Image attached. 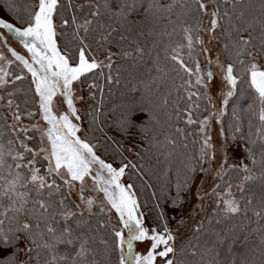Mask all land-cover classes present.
<instances>
[{
  "label": "snow or ice",
  "instance_id": "1",
  "mask_svg": "<svg viewBox=\"0 0 264 264\" xmlns=\"http://www.w3.org/2000/svg\"><path fill=\"white\" fill-rule=\"evenodd\" d=\"M3 2L20 27L0 18V43L14 57L13 61L0 54V62L6 65V67L0 65V90L9 83L15 86L17 81L27 79L26 75L21 74L26 70L31 75L30 84L34 85L33 102L38 107L35 111L21 109L20 104L12 98L21 91L19 88L8 91L6 96L0 95V107L10 111L12 120L11 123H7V117L0 115V120L5 121L12 136L7 140V146L0 142V264H90L88 256L89 253L96 251L92 246L96 237L78 231L83 221H78L76 228L71 226L73 219L78 215L83 217L85 211L92 215L93 205L97 203L95 199L85 196V192L89 191L86 188L88 179L93 182L92 190L104 194V199L110 206L107 211L115 210L118 223L122 226L114 227L111 233V252L119 249L118 264H157L158 259L162 264H188L175 246L176 235L168 227L164 212L158 213L159 219L163 222L159 231L156 228L145 227L144 213L140 211L136 194L132 191L134 186L121 183L126 170H135L137 165L129 160L127 163L122 162L119 167H114L112 163L105 162L96 154L91 142L77 135L81 131L80 126L70 117L77 121L81 119L75 101L82 100L83 97L75 95L73 84L76 81L83 82L81 78L87 79L90 73L94 77L111 79L110 75L105 74L104 69H111L113 56L116 55L107 47L112 42L113 34L119 32V28L114 25L122 27L127 23L128 17L138 13L140 9L148 12L151 8H156L171 14L179 4L182 11L177 13V19H182L190 14V5L194 4L193 11L202 16H210L207 28L202 27V22L182 26L184 42L176 43L175 46L170 44L164 49L165 59L178 65L189 77L180 86L186 91V97L181 99L186 98L189 103L183 110L177 105V119L180 118V112L184 111L185 122L189 125L198 124L202 134L200 154L196 158V163L190 162L182 178L177 180L176 198L172 206L174 210L182 209L184 199L181 193L191 187L197 174L203 173L205 176L212 175L213 179L225 185L223 193L219 191L222 183H216L211 190V195L220 201L223 214L237 215L242 209L232 192L233 184L225 180L229 172L237 170L243 173L240 183L235 185L240 191L244 190L245 184L257 180L264 184V64L259 62L264 60V0H261L258 15L249 18L244 11H240L235 17V23L232 22L230 11L228 9L222 11L219 4L235 8L242 0H218L210 13L208 0H190V3L185 0H172L168 5L157 7L153 3L149 8H144L140 0H93L89 3V14L82 22L76 16L61 21L60 34L69 37L63 49L58 46L56 39L58 35L56 17L60 14L61 7H64L62 0H3ZM71 6L69 0L67 7ZM80 7L83 8V5ZM225 19L228 20L226 35L230 41L225 44V50L230 51L232 58L226 65L219 57L215 61L222 73L223 107L203 119H193L191 109L194 107L199 110L200 99H207L211 103L212 97L208 89L216 77V71L211 67L202 71L200 61L193 56L196 51L195 45L204 44L198 33L204 30L210 38H215V31L224 27L222 21ZM171 22L169 20V23ZM69 26L71 32H65L64 29ZM93 33L99 34L94 38L97 46L95 49L90 42ZM244 33H247V36ZM168 35L171 36L172 33ZM9 36L23 45L30 54L28 59L9 46ZM126 39L127 36L120 34L121 41ZM101 51L106 53L103 59L97 56ZM133 54L142 58L145 49L137 46L131 51L121 52L125 57H132ZM16 61L22 65L21 73L10 70ZM212 63L209 59L208 65ZM156 71H161L159 66ZM238 83H246L252 90L250 102L246 107L233 100L234 97L238 100L242 95ZM88 87L99 88V85L93 82ZM191 88H196L197 91H190ZM200 89H204L202 95ZM58 94L67 107V111L63 113L54 111L56 107L54 98ZM230 100H233L232 116L237 121L230 137L233 143L229 145L227 139L222 143L220 148L222 162L213 168L217 149L212 143L210 121L213 117L219 121ZM23 103L28 104L27 98ZM163 104H168L167 98L163 99ZM212 107L215 105L212 104ZM144 112L148 113L149 122L156 120L152 112L143 106H130L121 114L119 122L121 130L126 132L129 128L135 127L136 117ZM241 114L247 117L246 132L239 123ZM36 116L44 121L43 127L38 122L32 123ZM25 117L29 121L28 124L23 123ZM156 123L159 124V121L156 120ZM141 131L147 136L150 130L142 127ZM175 131L183 134L184 130L176 128ZM36 132H40L38 143L29 146L30 141L36 138ZM223 134L222 128L221 135ZM4 135L3 129H0V140ZM45 139L47 146L44 144ZM152 139L155 141V133ZM164 140L169 144L174 143L168 135H165ZM236 141L243 143L236 144ZM229 146L235 150H242L240 164L228 163ZM40 157L47 162L43 174L41 167L44 165L37 167L41 163ZM245 160L251 163L252 168L244 163ZM253 168L258 171L253 172ZM57 177L62 184L57 183ZM74 190L78 192L84 204V211H78L79 204L69 206ZM196 195L203 201L209 193L199 189ZM252 205L253 200L248 199L245 210ZM252 211L254 216L264 219V198L252 208ZM99 212L105 213L106 208L100 207ZM178 223L183 224L184 218L181 217ZM101 227H107V224H100L97 231ZM145 241H150L146 253L136 252L137 243L143 244ZM99 243L108 248L109 241L103 237L99 239ZM61 245H75L74 255L61 254L59 247ZM191 255L195 257L197 252L192 251Z\"/></svg>",
  "mask_w": 264,
  "mask_h": 264
},
{
  "label": "trees",
  "instance_id": "2",
  "mask_svg": "<svg viewBox=\"0 0 264 264\" xmlns=\"http://www.w3.org/2000/svg\"><path fill=\"white\" fill-rule=\"evenodd\" d=\"M68 2L69 0H62L64 7H61L60 14L56 17L59 26L63 19H71L73 16L82 22L88 16L89 3L93 0H71V7H67ZM185 2L190 3V0H185ZM140 3L144 8H149L153 3L159 7L172 3V0H140ZM217 3L218 0H213L214 5ZM260 3L261 0H242L235 8L222 3L219 6L222 11L224 9L230 11L232 22L235 23V17L240 11H244L249 18L258 15ZM81 5L83 8L80 7ZM194 9L195 5H190V14L185 15L182 19H177V13L182 11L179 4L171 14L156 8H151L148 12L140 9L138 13L130 15L127 23L122 27L114 25L119 28V32L113 34L112 42L107 47L110 52L116 53V55L113 56L111 69H104L105 74L110 75L111 79H104L98 119L95 117L92 107L86 110L89 124L96 130V139L99 137L97 146L101 145L100 148L98 147L97 155L107 163H127L125 160L128 159L137 165L135 170H128L126 181L134 186L132 191L136 194L140 210L148 209L153 214L152 222L158 225L163 224L158 217V213L161 211L167 218V224L173 222L172 215L175 210L172 205L177 192L175 184L179 178H182L189 163L195 164L196 158L199 156L196 138L197 124H187L184 111L180 112L179 119L176 116L177 105L181 110L188 106L189 102L186 98L181 99L186 97V91L180 86L189 77L178 65L165 59L164 52V49L170 44L175 46L176 43L184 42L182 26L195 25L202 21L203 16L193 11ZM0 18L20 27L16 18L9 14L3 0H0ZM169 20L172 22L169 23ZM222 23L224 27L220 28L219 45L224 60L228 63L232 58L230 51L225 50V44L230 43L226 35L228 20L225 19ZM60 31L59 27V35L56 39L58 46L63 49L69 37L61 35ZM64 31L71 32V26L65 28ZM168 33H172V35L169 36ZM120 34L127 36L128 39L121 41ZM98 35V33H93L90 37L94 49L97 47L94 38ZM244 35L247 36V33ZM137 46L145 49L142 58L135 54L132 57L121 55L122 50L131 51ZM195 48L194 53L198 54L197 45ZM194 53L193 56L196 58ZM105 55L106 53L102 51L97 53L99 59H103ZM189 64L191 65V61ZM157 66L161 69L160 72L156 71ZM30 81L31 75L28 74L25 82L29 88L33 86ZM238 89L242 95L238 100L235 97L233 100L246 107L250 102L252 90L246 83H238ZM189 90L197 91L196 88ZM203 92V89H200L201 95ZM96 96H98V91ZM164 98L168 100L167 105L163 104ZM18 99L21 109H24L25 106L28 109L32 107V98L27 97V105L23 103L25 98L20 100L19 94ZM233 100H230L227 106L223 121L225 137L229 141H231L234 125L237 123L232 116ZM198 102L199 110L194 107L191 109L193 119L197 120L204 113L207 104L206 99L203 98ZM130 106H143L152 112L159 124L156 123V120L149 122L148 113L144 112L136 117L135 127L129 128L126 132L122 131L119 126L121 114ZM35 108L36 104H34ZM0 115L2 114L0 113ZM4 117L6 116L4 115ZM7 123H10L8 118ZM239 123L242 130L246 132L247 117L244 114H241ZM142 127L150 130L147 132V136L141 131ZM176 128L183 129V134L176 132ZM0 129L5 132L0 142L7 146V140L12 136L3 120H0ZM153 133L156 134L155 141L152 139ZM165 135L170 136L174 143H167L164 140ZM129 142H132V145ZM37 143L36 137L30 141L29 146H34ZM257 151H259V146H257ZM257 171L253 168V172ZM242 176V172L232 170L225 178L226 181L233 184L232 190L238 196L242 211L237 215L226 216L219 209H212L210 206L201 222L181 239L182 244L177 249L188 264H201V262L202 264H264V219L254 216L252 211V208L264 198V184L257 180L245 184L244 190L240 191L235 185L240 183ZM219 183L222 182L219 181ZM224 189L225 185L222 183L219 190L223 191ZM189 191L190 188L181 193L184 203ZM32 195L35 194L32 193ZM248 199L253 200V205L248 206L245 210ZM69 206L73 207L71 199ZM155 218H158L157 222ZM57 219H60L59 216ZM78 221H83L78 231L96 237L92 245L96 251L89 253L88 256L90 264L93 262L94 264H118L119 249L111 252V233L114 227L109 225L108 218L99 213L84 214L83 217L78 215L71 222V226L76 228ZM61 223L63 222L61 221ZM100 224H107V227H101L97 231ZM197 228L200 230L197 231ZM101 237L109 241L108 248L99 243ZM59 247L61 254L69 256L74 255L73 249L76 246L61 245ZM192 251L197 252L195 257L191 255Z\"/></svg>",
  "mask_w": 264,
  "mask_h": 264
},
{
  "label": "rangeland",
  "instance_id": "3",
  "mask_svg": "<svg viewBox=\"0 0 264 264\" xmlns=\"http://www.w3.org/2000/svg\"><path fill=\"white\" fill-rule=\"evenodd\" d=\"M208 2H209L208 11L210 13L212 11V6L214 4H213V0H208ZM209 20H210V16H203L202 21H201L203 28H207L209 26ZM57 31H58V35H59V25H58ZM220 32H221L220 28H218L215 31V33H214L215 38H210V35L204 30L199 31V33H198V35L204 40V44H203V46L197 44V53L198 54L194 53L196 56V59H198L200 61L202 71H206L208 67H211L216 71V77L212 81L210 88L208 89L209 95L212 97V101L210 103L206 99V101H207L206 102L207 103L206 104V110L204 111L202 116L198 118V120L203 119L205 116H208L210 113L216 112L223 107L222 106V99H223L222 90H224V86L222 84V73L220 72L219 68L217 67V65L215 63L217 57H219L220 61L223 64H225V65L227 64V62L224 60L221 46L219 45ZM58 35L56 37L57 39H58ZM8 44L12 48H14L20 55H23L26 59L29 58L30 54L23 47V45L20 44L14 37L9 36ZM205 48L207 49V51H204ZM0 54H3L9 60L14 61V57L11 56V54L8 52L7 48L2 43H0ZM209 59L212 60V62H213L211 65H208ZM259 62L261 64H264V60H260ZM0 65H3L6 67V65H4L3 62H0ZM21 69H22V65H20L19 62L16 61L13 63L12 68L10 70L17 72V73H21ZM21 74L27 76L29 73H27L26 70H23V72ZM9 79H11V78H9ZM81 79L83 82L76 81L73 84V89L75 91V95L77 97H81V96L83 97L82 100L76 99V101H75V106L78 109V114L80 115L81 119L79 121H77V120H75L74 117H70V118L73 120L74 123H76L80 126L81 131L79 133H77V135H79L82 139H85V140L91 142V144L94 145V150L96 151V154H98L99 153L98 149L101 147V145L97 146L99 137L96 139V130L93 126H91L89 124V118H88L86 110L89 109L90 107H92L93 111L95 112V117L98 119V112L100 109V107H99L100 106V95H101L102 88L104 85L105 77H102V76H95L94 77L93 74L90 73L87 75V79H85V78H81ZM192 79H194V77ZM93 82L98 84L99 88L89 89L88 85L93 83ZM33 87H34V85L31 88H29L28 85L26 84L25 80L17 81L15 86H13L11 83L6 85L4 89L0 90V95L6 96V93L8 91H14V88H19V89H21V91L19 93H17V95L15 97H12L13 99H15L16 103H18L19 102L18 94L20 95L21 101H22V99L27 98V97H29V99L30 98L33 99V97H32V91L34 90ZM97 91H98V96H96ZM203 91H204V89H203ZM25 93H26V97H25ZM36 99L38 100V97H36ZM31 102H32V107L29 108V110L35 111L36 108L38 107V105H36V108L34 109L33 100H31ZM54 103L56 105L54 111H56L57 113H63L65 111H67L66 104L63 102V99L60 97L59 94L54 98ZM212 104L215 105L214 108L212 107ZM25 108H27V107L25 106ZM226 110H227V107L224 109V114L226 113ZM0 113L3 116L5 115L9 119L10 123L12 122L10 111L7 108L0 107ZM223 121H224V115L219 118V121H217L216 117H213L210 121V135L212 137V143L215 145V147L217 149L216 159L212 164L213 168L217 167L222 162V157L220 155V148H221L222 143H224V141L226 140L225 133L223 135H221V129L222 128L224 129V122ZM37 122L41 125V127L44 126V121H42L39 116H36L32 120V123H37ZM23 123L24 124L29 123V121L26 117L23 119ZM35 135H36L37 139L39 140L40 132H36ZM196 138H197V145H198V153L200 154V148H201V143H202V134L199 131V125L198 124H197ZM228 142H229V145H231L233 143L229 140H228ZM129 143H130V145H132V142H129ZM235 143L236 144H242L243 142L242 141H236ZM44 144H45V146H47V140L46 139L44 141ZM131 148H132V146H131ZM227 152L229 155V160H228L229 164H240V161L243 157L242 150H235L232 146H229V147H227ZM39 159H40L41 163L38 164L37 167H41V164L44 165V167H41V174H43L44 171L46 170L47 162L43 161L42 157H40ZM125 161H128V159ZM244 163H247L249 168L251 167V163L249 161L245 160ZM120 165H121V163L119 164L118 162L116 164H113L114 167H119ZM205 167H208V165H205ZM128 170H126L125 175L121 178V183H123L124 185L129 184L126 181L127 180L126 175L129 172ZM56 180H57V183H60V184L63 183L59 179V177H57ZM216 183H219V180L213 179L212 175L205 176L203 173L197 174L195 177V180L191 184L189 194L186 197V200H185V203L183 204L182 209L173 211V215H172L173 222H170L168 224V227L176 235V240H175L176 248H178V246L182 244L181 239L185 235H187L189 232H191L192 229H194L201 222L203 215L206 213V211L208 210V208L210 206L212 207V209H219L221 211L222 205H221L220 201L215 196L211 195V190L215 186ZM86 188L89 189V191L85 192L86 198H93L97 202L96 204L93 205L92 212L101 214L99 212V208L105 207L106 212L103 213V215H105L108 218L109 225H111L112 227H115V228L122 227L118 223V216L115 213V210H112L111 212L107 211V208L110 206L107 205V202L104 199V194L102 192H97V191L92 190L94 188V185H93V182L91 181V179H88L86 181ZM199 189H202L203 191H206L209 193V195L205 196L203 201H200L197 198L196 193ZM224 190L223 191L219 190V191L221 193H223ZM232 192H233L235 198L238 200L237 194L233 190H232ZM70 199L73 203V206L76 204L80 205V209L78 211H84V204L81 202L79 194L77 191L74 190L72 192ZM141 212L144 213V225H145V227H148L150 229L156 228L158 231L162 228V225H158V224H155L152 222L153 221V214L150 213V211L148 209H145ZM85 214H87L86 211H85ZM181 217L184 218L183 224L178 223ZM157 220H158V218H155L156 222H157ZM149 245H150V241H145L143 244L137 243L135 251L138 253H146ZM124 252L125 253L127 252L126 247L124 249ZM118 258H119V256H118ZM157 264H162V261H160L158 259Z\"/></svg>",
  "mask_w": 264,
  "mask_h": 264
}]
</instances>
